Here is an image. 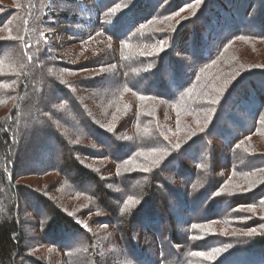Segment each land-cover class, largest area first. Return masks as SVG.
<instances>
[{"label": "trees", "instance_id": "trees-1", "mask_svg": "<svg viewBox=\"0 0 264 264\" xmlns=\"http://www.w3.org/2000/svg\"><path fill=\"white\" fill-rule=\"evenodd\" d=\"M9 1L0 0V34L12 38L0 39V264L31 262L27 244L59 228L86 245L64 210L68 191L99 205L128 250L140 228L155 233L145 264H160L166 246L178 264H201L197 252L214 254L204 264H264V0H95L94 36L106 39H64L86 45L71 51L74 63L54 59L41 37L47 0ZM59 189L61 199L49 195Z\"/></svg>", "mask_w": 264, "mask_h": 264}, {"label": "rangeland", "instance_id": "rangeland-1", "mask_svg": "<svg viewBox=\"0 0 264 264\" xmlns=\"http://www.w3.org/2000/svg\"><path fill=\"white\" fill-rule=\"evenodd\" d=\"M6 2L11 3L9 0ZM95 0H47L44 6L43 15L45 16L46 23L50 25L49 30L43 32L41 37L42 39L50 40L51 45L55 48L52 52V57L59 61L67 60L68 63H74L77 61V58L71 56V51L73 49L77 50V55L79 56V52H84L86 50V45L74 46L75 48H68L64 43V39L70 41L71 39H92L95 34V25L97 21L98 13L95 12L96 7ZM131 5H127L123 8H117L116 11L124 10L130 7ZM5 12H0V14ZM195 24L191 29H195ZM201 28V26H198ZM5 30H0L3 32ZM208 36H205V39L210 40L212 37L211 32H207ZM100 34V33H99ZM94 36V39H106L100 35ZM207 35V34H205ZM210 38V39H209ZM0 39H12L11 36H5L4 34H0ZM80 59V58H79ZM107 69H103V71L97 72H89L88 74L95 78L101 79L106 73ZM81 75H86L87 73H82ZM89 76V77H90ZM85 77V76H82ZM56 95L55 91H49L46 93V100L53 98ZM10 104H6L9 106ZM0 108V114H6L8 109ZM36 141H39L41 137H34ZM213 142L218 144V139L214 138ZM220 147V146H219ZM187 156H190V153H187ZM218 159H223L222 155L219 154L217 156ZM88 166L91 167H106V163L102 162L97 164L95 161H85ZM222 162V161H221ZM173 165V164H170ZM29 168H40V166L36 165L34 162L28 164ZM26 170H29L28 168ZM104 175V174H103ZM102 177V176H101ZM102 178H106V180L111 179L109 184L114 183L116 178L110 172L105 171V175ZM38 181L30 182L31 185H34ZM49 180L39 181V184H49ZM175 184V182H173ZM172 184V183H171ZM87 186V185H86ZM59 191L52 190L49 195L51 197L59 198ZM63 194V193H62ZM64 210L68 214L74 217L75 222L80 226L81 230H84V233L90 235V238L86 240V245H80V238L78 236H70L68 234L67 237L64 231H59V228L55 230V236H50V238L59 237L61 240L58 241L51 240L49 237L45 238V242H42L38 236L33 238L30 243H28L29 251L31 256H33V260L27 264H145L146 261L153 255L154 251H157L155 248L154 237L152 235L148 236L145 231V228H140L139 231L134 235L135 243L133 244L135 248L132 250H128L126 246L127 243L122 241L120 231L114 227V224H104L102 220L106 218L107 214L103 212L99 205L94 204L90 206L89 204H85L90 200L87 198H81L79 194L68 193L64 194ZM205 200V199H204ZM91 202V201H90ZM89 202V203H90ZM28 205H33L31 202L27 203ZM85 204V205H84ZM34 210H37V206H32ZM174 207H172V210ZM29 213L27 212L25 216L27 217ZM178 220H180L178 218ZM180 222V221H179ZM201 226L198 227L203 233L208 232L207 230H211L212 227ZM150 229V228H149ZM57 231V232H56ZM162 231V228H161ZM34 230L30 229V231L26 232L29 236H36L34 234ZM60 236H56L57 234ZM160 232V229H159ZM63 239V240H62ZM90 240V241H89ZM169 240V239H168ZM168 242V241H167ZM59 245V247L55 245ZM61 246H69L68 250L65 251L64 248H60ZM131 251V252H130ZM141 252V253H140ZM164 255L160 264H178L176 260L178 251L175 250L171 246H166L165 250H163ZM89 253V254H88ZM217 253V252H216ZM183 254V253H182ZM193 255V254H192ZM214 254L211 255V258H205L198 255H195V259L201 264H204L206 260L212 259ZM189 256L183 254V258H188ZM95 258V259H93ZM213 260V259H212ZM194 258L192 264L194 263Z\"/></svg>", "mask_w": 264, "mask_h": 264}, {"label": "snow or ice", "instance_id": "snow-or-ice-1", "mask_svg": "<svg viewBox=\"0 0 264 264\" xmlns=\"http://www.w3.org/2000/svg\"><path fill=\"white\" fill-rule=\"evenodd\" d=\"M162 2H163V0H162ZM201 2V0H196V3L197 4H199ZM161 50H163V46L161 45ZM101 71H103V69H101ZM140 99L141 100H143L144 99V97L143 96H141L140 97ZM212 103H217L218 101L217 100H212L211 101ZM60 107H63V105H60ZM177 147H179V145H177ZM216 195H219V193L217 192L216 193ZM262 202H264V201H262ZM133 203H136L131 197H129V199H128V201L126 202V204H125V208H127L128 207V205H130V204H133ZM250 207V209L253 207V206H249ZM194 227H198L197 225H194ZM241 235H246V236H249V237H252V236H254V235H256V234H258L257 233V230L255 229V228H253V229H250L249 231H247V232H242V233H240ZM215 252H220L221 251V249H215L214 250ZM194 255H198V256H201V257H205V258H211V253H204V252H197V253H194Z\"/></svg>", "mask_w": 264, "mask_h": 264}]
</instances>
